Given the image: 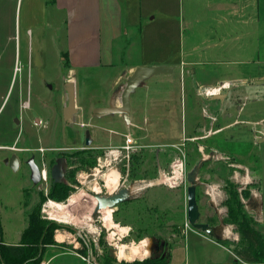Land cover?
<instances>
[{"label":"rangeland","instance_id":"obj_1","mask_svg":"<svg viewBox=\"0 0 264 264\" xmlns=\"http://www.w3.org/2000/svg\"><path fill=\"white\" fill-rule=\"evenodd\" d=\"M144 4L139 0L136 10L142 12ZM152 6L158 14L150 15L155 19L143 31L131 33L133 49L122 62L110 69L79 72L62 61L67 49L66 15L56 13L54 22L47 11L41 12V22L28 25L22 9L21 53L17 58L6 54L5 70L0 73V232L5 244L20 242L29 214L39 207L43 220L71 225L89 237L98 232L111 236L102 213L91 214L86 224L66 223L52 218L48 204L67 205L74 193L84 190L94 196L95 185L108 195L103 176L116 170V191L133 187L129 203L112 214L116 223L130 226L134 234L123 242L147 239L150 257L162 252L165 258L169 252L165 245L180 241L179 226L187 223L189 183L180 179L177 187H171L170 180L162 183L173 174L178 159L186 177L198 166L200 221L212 220L219 231L229 230L223 240L231 252L214 243L183 238L172 262L212 261L215 256L234 263L240 235L234 225L224 223L226 181L237 185L248 218L264 234V0H157ZM19 14L20 8L18 18ZM29 28L34 32L32 42ZM166 58L176 64L175 71L150 83V88L164 92L154 97L158 100L154 107L143 106L147 85L140 87L141 106L135 112L131 109L130 119L118 113L93 114L104 103L121 102V89L131 74L122 71L128 66ZM22 72L26 79L23 110L29 115L17 116L13 113L22 109L17 97ZM68 80L76 83L79 110L71 123L63 120ZM223 81L229 85L221 94L204 90ZM13 117L20 123L15 124ZM233 122L224 133H215ZM86 136L91 138L89 145ZM12 156L19 158L16 168L6 162ZM31 157L45 173L37 185L31 180ZM53 173L69 193L65 199L51 196ZM245 191L251 192L249 198H244ZM137 233L146 237L138 240Z\"/></svg>","mask_w":264,"mask_h":264},{"label":"crops","instance_id":"obj_2","mask_svg":"<svg viewBox=\"0 0 264 264\" xmlns=\"http://www.w3.org/2000/svg\"><path fill=\"white\" fill-rule=\"evenodd\" d=\"M144 1L146 4H144L141 12L136 10L139 0L138 2L137 0H54L53 2L49 0H0V73L5 70L4 68L2 69V67L5 66L2 64L4 56L11 54L12 58H17L18 53H21L20 41L22 40L24 33L22 32L21 27V11L23 8V15L28 25H30L29 23L32 25H38L42 18L41 12L44 13L47 11L48 18L54 22L56 21V13L66 15L67 49L65 53H62L61 51L60 53H62L63 56L62 61H66L69 64V69L71 71L79 72L81 69H110L117 66L119 61L122 62V59L126 55L128 56L133 49L131 33L143 31V26L145 27L149 25V22L155 19V16L151 17L150 15L158 14V10L152 6L157 0ZM19 8L20 14L18 18L17 15ZM26 31L28 32L30 42H32L34 32L31 28ZM25 36H27L26 32ZM119 42L120 44H118ZM146 65L173 66L175 71L176 64H172L167 58L160 62H144L142 64L128 66L127 69L122 71V74L124 75L128 72L131 73L137 67H144ZM14 68H16V64ZM160 75H144V77L138 79L132 85L130 90V108L133 109V112L137 109L135 107L141 106V103L138 101L139 97L144 96L140 87L145 88L149 85V94H146V97L144 98L145 104H143V106L149 105L150 107H154V105L157 104L158 100L154 97L158 96L159 93L164 92L162 89L157 90L156 88H150V83L154 82V84H156L159 82L157 78ZM102 105L109 106L106 105V103ZM229 118L232 119L233 117L230 116ZM233 124L234 122L229 125H224V127L217 130L215 133L220 135L224 133L225 129L230 128ZM117 223L124 227L125 231L119 232L118 230H111V232L115 234L114 237L110 236V229L108 228L109 235H103L102 232H98L92 237H89L88 235H85L83 231L71 225L63 224L64 227L61 228L63 229L62 231L60 228L55 229L53 233L54 242L45 246V253L40 264H134L135 261L148 259L152 251L150 244L148 245V252H145L144 256L136 255V258H133L134 261H130L124 256L123 258L120 256L121 249L128 252L129 248L132 247L135 242L132 244L123 242L129 237H133L134 234L130 233V226L119 221ZM179 228H181L180 232L178 231V238L180 241H183L184 238V240H188V242L197 241L198 244L209 242L218 245L225 251H230L216 241L217 238H227L230 231L225 229V227H222L223 230L221 231L217 228V238L210 237L206 233L194 230L186 225L183 227L181 225ZM58 232H62L66 238L64 240L59 239L57 236ZM116 240L118 241L117 243H115ZM143 241H147V239ZM180 241L175 240L172 245H167L169 246L168 254L170 255L165 264H178L172 262V259L175 255L174 251L177 250V243L179 245ZM20 242L7 244L18 245ZM65 244H68L70 248H66ZM233 255L236 257L235 253ZM229 263H231V260H215L214 256L212 261L197 260L194 263H188L185 258V260L181 261L179 264Z\"/></svg>","mask_w":264,"mask_h":264},{"label":"trees","instance_id":"obj_3","mask_svg":"<svg viewBox=\"0 0 264 264\" xmlns=\"http://www.w3.org/2000/svg\"><path fill=\"white\" fill-rule=\"evenodd\" d=\"M53 2L54 0H49ZM228 188V197L226 205L228 207L227 216L224 218L225 224L235 226V231L240 235L238 243L234 246L233 252L236 255L234 263L229 264H259L264 263V234L261 230H257L252 220L248 218L245 210V202L240 199L237 194L236 184L226 181ZM51 196L57 200L65 199L68 192L64 189V185L53 183ZM236 189V190H235ZM61 195H56V193ZM251 192L245 191L244 198H249ZM125 202L123 204H128ZM29 224L21 235V242L18 245L4 244L0 232V264H40L45 246L54 242L53 233L55 229L63 228L57 222H48L43 220L40 214V207L33 210L28 216ZM209 225L212 224L208 222ZM142 233H137V239L141 240ZM216 241L225 246L223 239L217 238ZM165 247H168L165 245ZM165 247L163 248L165 250ZM170 254L167 253L165 258L162 252L153 257H149L143 261H135L134 264H165Z\"/></svg>","mask_w":264,"mask_h":264},{"label":"water","instance_id":"obj_4","mask_svg":"<svg viewBox=\"0 0 264 264\" xmlns=\"http://www.w3.org/2000/svg\"><path fill=\"white\" fill-rule=\"evenodd\" d=\"M174 71L173 66L160 65V66H144L137 67L129 75V81L121 89V102L120 104H114L109 106H98L94 108V114H124L127 119H130L131 108H130V90L132 85L144 75H160L169 74ZM65 91L68 94V101L66 106L63 108V120L67 123H71L73 116L79 112L77 107V94H76V83L74 80H68L65 84ZM86 144L92 143L91 138L86 136ZM6 162L10 163L13 167L19 166V158L12 156L11 158H6ZM28 165L31 174V180L34 185L40 183L43 179V173L37 164L34 157L28 160ZM198 172V166L188 173L187 182L189 187L187 189V223L188 226L194 230H199L206 233L210 237H218L217 227L215 225H209L208 223L200 221V210L197 200V182L196 176ZM54 180L57 181V174L53 173ZM133 187H123L113 194L95 193L94 198L96 199V206L92 214L96 215L100 213L101 209L110 208L115 210L119 205L132 199Z\"/></svg>","mask_w":264,"mask_h":264},{"label":"bare ground","instance_id":"obj_5","mask_svg":"<svg viewBox=\"0 0 264 264\" xmlns=\"http://www.w3.org/2000/svg\"><path fill=\"white\" fill-rule=\"evenodd\" d=\"M229 82L223 84V86L219 87H211L208 91L212 94H219L223 87H227ZM105 184L104 187L107 188L109 194H113L119 183V173L116 170L108 171L105 176ZM97 183V182H96ZM95 183V184H96ZM94 185V184H93ZM93 191L95 193H99L102 191L101 186L95 185L93 187ZM68 204H62L55 201H50L48 205H50V212L53 219H57L61 222L66 223H76V224H85L91 218V214L96 206V199L94 196L88 194L85 190L79 193H74L68 200ZM113 211L110 208L101 209L100 213L103 214L104 224L110 230H118L119 232L125 231V228L120 226L119 223H116L113 219ZM58 238L64 240L66 236L61 232L57 234ZM115 234L112 232L111 237H114ZM113 239V238H112ZM148 242L141 241L138 244H133L132 247L129 248V251L121 249V257L123 256L128 260H133L138 256H144L145 252H148ZM147 246V247H146ZM146 247V248H145ZM134 261V260H133Z\"/></svg>","mask_w":264,"mask_h":264},{"label":"built area","instance_id":"obj_6","mask_svg":"<svg viewBox=\"0 0 264 264\" xmlns=\"http://www.w3.org/2000/svg\"><path fill=\"white\" fill-rule=\"evenodd\" d=\"M211 87L204 88L206 93L208 94V90ZM43 177H45V173L43 174ZM180 179V182H183L184 180H187L186 175L184 174V169H183V161L178 159V161H175L173 164V174L169 178H164L162 183L166 180H170V186L171 187H177L179 186L178 180ZM46 213V209L44 210ZM186 226H188V223H186Z\"/></svg>","mask_w":264,"mask_h":264},{"label":"flooded vegetation","instance_id":"obj_7","mask_svg":"<svg viewBox=\"0 0 264 264\" xmlns=\"http://www.w3.org/2000/svg\"><path fill=\"white\" fill-rule=\"evenodd\" d=\"M225 82L223 81V83L222 84H219L218 86H222L223 84H224ZM20 88H19V93H18V96L17 97H20L21 98V102H22V109L20 108V109H18V111H16L15 113H13L14 115L15 114H17V116H19L20 114L23 116L25 113H26V111H24L23 110V108H24V103H25V101H24V97H25V88H24V85L26 84V79H25V77H24V74H23V72H22V75L20 76ZM223 88H225V87H223ZM223 88L221 89V90H223ZM222 93V91H220V93L219 94H221ZM220 96V95H219ZM218 98H220V97H218ZM30 107V106H29ZM221 110H223V109H221ZM14 112V111H13ZM27 114V113H26ZM13 115V116H14ZM27 115H29V114H27ZM13 121H14V123L15 124H19L20 123V120H19V118L18 117H13ZM56 182V180H53V183H55Z\"/></svg>","mask_w":264,"mask_h":264}]
</instances>
